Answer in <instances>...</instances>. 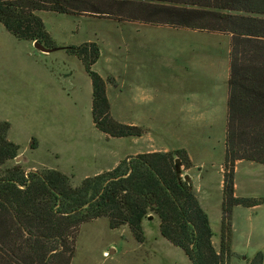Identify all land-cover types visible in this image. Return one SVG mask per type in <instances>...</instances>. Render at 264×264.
<instances>
[{
  "label": "trees",
  "instance_id": "1",
  "mask_svg": "<svg viewBox=\"0 0 264 264\" xmlns=\"http://www.w3.org/2000/svg\"><path fill=\"white\" fill-rule=\"evenodd\" d=\"M39 12L118 17L231 36L228 121L221 248L207 212L182 168L189 157L171 152L130 156L112 170L85 178L73 187L53 169L26 172L20 164L2 171L19 156L8 139L9 123L0 124V264H71L82 224L106 217L111 229L128 225L139 243L142 222L154 213L160 233L182 249L192 264H230L232 214L236 206L253 208L264 199L238 197L237 161L264 165V0H0V23L15 38L58 49ZM66 51L83 63L92 82V120L111 138H137L144 131L111 115L106 82L93 70L101 50L94 42ZM35 146V145H34ZM176 160L180 163L176 164ZM259 252L249 264H263Z\"/></svg>",
  "mask_w": 264,
  "mask_h": 264
},
{
  "label": "rangeland",
  "instance_id": "2",
  "mask_svg": "<svg viewBox=\"0 0 264 264\" xmlns=\"http://www.w3.org/2000/svg\"><path fill=\"white\" fill-rule=\"evenodd\" d=\"M40 15L58 48L51 52H42L34 43L15 38L0 23V124L9 123L8 139L19 145V156H22L19 162H7L2 171L16 163L27 173L53 169L65 174L71 185L78 187L85 178L112 170L127 158L120 159L128 150L132 137L111 138L95 128L91 78L81 60L65 49L89 43L84 41L94 30L101 32V38L91 42L99 46L101 53L92 68L103 77L106 89L107 85L112 88L110 98L117 117L112 107L111 115L120 123L127 124L121 120L134 114L142 121L144 114L174 109L168 103L173 99L170 95L183 94L193 85L187 80L186 72L197 78L199 72H203L198 70L208 69L220 80L224 75L228 80L225 138L220 129L208 137L207 130L185 127L181 123L161 124L167 127V132L171 127L174 129L169 135L155 127L153 132L159 142L167 140L166 145L176 147L171 152L175 157L187 155L190 159L188 148L197 165L209 160L219 163L223 147L226 155L230 35L169 25L141 28L137 25L139 21L118 17L87 15L91 18L89 21H77L56 13ZM137 29L141 30V36L135 31ZM111 69L114 75L108 73ZM130 89H146L152 99L142 105L126 96ZM129 125L143 131L146 128L144 124ZM171 134L175 138H170ZM198 134L200 136L196 137ZM221 163L225 177L231 165L226 163L225 156ZM192 167L193 164L188 169L181 167L182 176H188L187 171ZM198 167L193 168L190 175L197 187L202 176L203 182L211 181L202 207L214 233L216 245H213L220 252L223 177L217 166L207 167L211 169L209 176L205 173L201 176ZM236 182L240 197L264 199L263 165L251 168L247 163L242 164ZM240 210L243 213L236 212L234 219L232 214V225L239 230L235 234L238 255L231 256L230 264H249L258 254L253 246L255 243H251L252 237L264 230V205L254 212ZM151 216L156 215L152 213ZM160 223L158 219L142 222L145 241L139 243L128 225L111 229L106 217L86 222L76 233L71 264H192L182 249L161 236ZM262 254L264 258V252Z\"/></svg>",
  "mask_w": 264,
  "mask_h": 264
},
{
  "label": "crops",
  "instance_id": "3",
  "mask_svg": "<svg viewBox=\"0 0 264 264\" xmlns=\"http://www.w3.org/2000/svg\"><path fill=\"white\" fill-rule=\"evenodd\" d=\"M40 13H48V12H39ZM66 16V15H65ZM69 17H73L77 21H89L91 18L87 15H67ZM137 25H141V28L145 26L149 27H158L156 25H150L147 23H138ZM140 28V29H141ZM137 29L135 30L138 36H141V30ZM101 32H96L94 30L93 34L90 37H87V39L84 42H91L93 40L100 39L101 37ZM35 43V42H31ZM35 46V45H34ZM198 71H203L199 72V77L195 78L191 72H186L187 80L193 84L192 87L188 89L183 94H178L177 92L172 93L171 98L172 100H169V106H174V109L169 110V111H163L160 109V111L157 112H150L148 114H144V119L142 121L138 120L137 116L132 115V117L128 119H122L121 121L127 124H144L146 126L145 128V133L141 137L137 138H131L129 140V147L128 150L120 157V159L128 157V156H136L138 154L142 153H149V152H172L174 150V146L172 145H166L167 140H159L157 137L154 135V127L161 131V133H167L166 135H169V131H174L172 127L169 129L167 132V127L166 126H161V124L164 123H169L170 125L172 124H184L185 127H197L200 129H205L207 130V136L211 137L215 133L214 130L220 129L221 131V136L225 138V132H226V118H227V101H226V91L228 87V80L225 78L223 75V78L217 79L213 74V71H210L208 69L206 70H198ZM107 72V71H106ZM109 74L114 75L113 69L111 71H108ZM196 79V81H194ZM112 89V88H111ZM110 87L107 85V95L109 98V101L111 103L112 107V113L114 116L117 117L115 111H114V105L113 102L110 98V92H111ZM122 93V92H121ZM123 95V93L121 94ZM126 96H129L130 99H134L138 103L144 105L146 104L150 99H152V95L150 94L149 91L145 90H137V89H130V91L126 92ZM122 112V111H121ZM124 113V112H123ZM128 114H132V112H128ZM152 125V127H151ZM177 127V125H175ZM177 132V130H175ZM200 135L198 134L196 137H199ZM167 138V137H165ZM170 138H175V136H170ZM168 139V138H167ZM151 140V141H150ZM224 146V143H223ZM153 147V148H151ZM205 150V148H204ZM214 150V149H213ZM186 151L188 155L190 156V159L192 161L193 167L190 168L187 173L189 178L191 179L193 183V188L195 195L197 196L198 200L200 201L201 205L203 206V199L205 198V192L206 190L211 188V181H207V183L203 182L204 178L202 174H206L207 176L210 175L211 169H207L208 166H212L213 168L215 166L218 167V171L220 174H222L223 181H222V187L224 191V176L223 172L221 170L222 167V160L224 159L225 156V147H223V152H222V158L220 159L219 163H216L214 160H209L206 164L201 163L200 165H197L193 159V153L186 148ZM204 153V152H203ZM247 163L251 168H255L257 163L251 162V161H239L235 165V177H234V191L235 195L240 197L237 193L238 189V183L236 182V175L238 174L239 168L242 164ZM199 166V167H198ZM264 166V165H263ZM199 169V174L202 176V181L197 187L193 181L192 176L190 175L191 171L193 168ZM207 194V193H206ZM223 203V201H222ZM264 205V204H263ZM263 205L253 207V208H245L242 206H236L233 209V219L234 216L237 212V214H242L243 211L240 209H246L247 211H257L261 210ZM242 207V208H241ZM159 218L157 216H151L149 219H145L143 221V224H145V221H150ZM160 221V220H159ZM239 228L236 225H232V241H231V251H232V256L238 255V253L235 251L236 249V236ZM213 243H214V238H213ZM219 244L221 243V238L219 239ZM251 243L255 245V251L256 253H263L264 252V230L257 231V233L252 237ZM215 244V243H214ZM216 245V244H215ZM107 254V253H105ZM106 256V255H105ZM241 257V255H239ZM246 258V257H245ZM244 258V259H245Z\"/></svg>",
  "mask_w": 264,
  "mask_h": 264
},
{
  "label": "water",
  "instance_id": "4",
  "mask_svg": "<svg viewBox=\"0 0 264 264\" xmlns=\"http://www.w3.org/2000/svg\"><path fill=\"white\" fill-rule=\"evenodd\" d=\"M34 45H35V48L36 49H38V50H40V51H42V52H51V51H53L52 49H48V48H46L44 45H42V44H40V43H38V42H35L34 43ZM22 158V156H18L15 160H16V162H19V160ZM180 163V161L179 160H176V164H179ZM187 178H189L188 176H187Z\"/></svg>",
  "mask_w": 264,
  "mask_h": 264
}]
</instances>
